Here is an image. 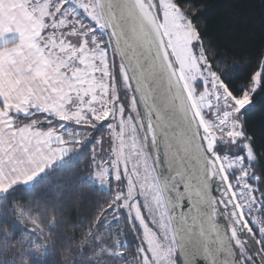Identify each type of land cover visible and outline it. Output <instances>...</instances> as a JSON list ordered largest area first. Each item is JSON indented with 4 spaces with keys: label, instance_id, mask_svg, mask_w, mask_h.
I'll return each instance as SVG.
<instances>
[{
    "label": "snow or ice",
    "instance_id": "obj_1",
    "mask_svg": "<svg viewBox=\"0 0 264 264\" xmlns=\"http://www.w3.org/2000/svg\"><path fill=\"white\" fill-rule=\"evenodd\" d=\"M101 132L137 158L97 221L136 231L135 264H264V0H0V199Z\"/></svg>",
    "mask_w": 264,
    "mask_h": 264
},
{
    "label": "trees",
    "instance_id": "obj_2",
    "mask_svg": "<svg viewBox=\"0 0 264 264\" xmlns=\"http://www.w3.org/2000/svg\"><path fill=\"white\" fill-rule=\"evenodd\" d=\"M198 2L230 8L236 0ZM224 12L215 8L208 13L209 32H228ZM237 40L241 55L251 52L249 40L243 35ZM92 145L73 148L35 188L29 186L25 192L23 185L16 186L11 195L0 199V264H80V248L89 245L99 229V217L114 202L112 192L102 191L88 176L93 168ZM104 219L113 224L112 216ZM123 225L126 232L130 230L126 222ZM133 242L127 247L132 257Z\"/></svg>",
    "mask_w": 264,
    "mask_h": 264
},
{
    "label": "rangeland",
    "instance_id": "obj_3",
    "mask_svg": "<svg viewBox=\"0 0 264 264\" xmlns=\"http://www.w3.org/2000/svg\"><path fill=\"white\" fill-rule=\"evenodd\" d=\"M101 136L104 138L103 145H101L100 143ZM89 137L90 134L83 131L79 134V139L84 142H86ZM73 148H76L77 150L81 149L79 145L73 146ZM114 156L118 157V160H113ZM92 158L93 168L90 175H88L89 178L98 186V188H100L102 191L112 192L113 196L118 193V189L120 185L123 184V181H120V184L118 185L115 182H110L108 180L107 171L111 170L108 162L110 160H113L114 166L117 163L122 164L126 161L131 168L137 159L136 157L130 156V150L128 153H122L119 142L116 143L115 149H113L110 136L103 132L97 135L96 141L92 145ZM133 179H136V177L133 176ZM124 222L126 221L123 219L120 220L118 224H108L107 221V223H103L101 226H99L96 235L90 240L89 245L86 248H80L78 262L80 264H93V261H97L98 264H111V261L109 260H100L102 251H107V249H100L98 246L105 241H109L111 244L115 245L120 240H123L126 243L123 255L127 257L128 264H135L134 257L128 255L127 247L131 239H133V248L135 249L136 245L138 244V237L136 235V231L131 228L129 231H125L126 225H123ZM117 227L118 230H115L117 229ZM126 236H128L130 240H127ZM94 239L97 242L96 246H94L92 243ZM116 264H125V262L123 260H120L117 261Z\"/></svg>",
    "mask_w": 264,
    "mask_h": 264
},
{
    "label": "crops",
    "instance_id": "obj_4",
    "mask_svg": "<svg viewBox=\"0 0 264 264\" xmlns=\"http://www.w3.org/2000/svg\"><path fill=\"white\" fill-rule=\"evenodd\" d=\"M27 167V166H25ZM24 171L25 169L24 168H21V169H18L16 172L14 173H10L6 176L5 178V182L6 183H12V182H15L17 179H19L23 174H24ZM16 186H20V184H17Z\"/></svg>",
    "mask_w": 264,
    "mask_h": 264
}]
</instances>
